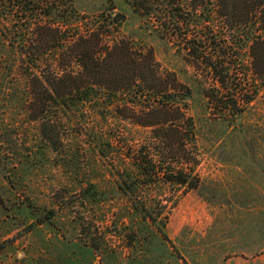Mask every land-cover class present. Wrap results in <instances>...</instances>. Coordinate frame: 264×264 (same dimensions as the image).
I'll return each instance as SVG.
<instances>
[{
  "label": "rangeland",
  "instance_id": "374dc122",
  "mask_svg": "<svg viewBox=\"0 0 264 264\" xmlns=\"http://www.w3.org/2000/svg\"><path fill=\"white\" fill-rule=\"evenodd\" d=\"M75 6L122 11L124 31L193 88L200 186L149 183L137 149L150 129L101 106L49 104L44 118L20 54L1 43L0 264H264V89L242 127L225 122L204 97L213 80L197 79L156 14L126 0Z\"/></svg>",
  "mask_w": 264,
  "mask_h": 264
},
{
  "label": "trees",
  "instance_id": "16d2710c",
  "mask_svg": "<svg viewBox=\"0 0 264 264\" xmlns=\"http://www.w3.org/2000/svg\"><path fill=\"white\" fill-rule=\"evenodd\" d=\"M126 2L140 16L156 14L197 79L213 80L204 97L216 118L242 127L264 89V0ZM116 10L83 12L75 0H0V44L20 54L18 70L31 76L32 99L44 118L49 104L63 112L89 104L117 113L150 129L137 149L149 183L160 178L196 189L193 88L163 67L142 37L124 31L127 17Z\"/></svg>",
  "mask_w": 264,
  "mask_h": 264
}]
</instances>
